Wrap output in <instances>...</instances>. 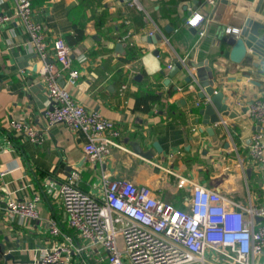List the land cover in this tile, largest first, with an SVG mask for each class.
Instances as JSON below:
<instances>
[{
    "label": "crops",
    "instance_id": "0c3cea01",
    "mask_svg": "<svg viewBox=\"0 0 264 264\" xmlns=\"http://www.w3.org/2000/svg\"><path fill=\"white\" fill-rule=\"evenodd\" d=\"M133 1L31 0L33 19L42 24L48 40L72 34L74 24L83 26V40L69 47L72 68L79 75L69 92L121 132L119 147L110 150L102 165H92L84 158L82 132L46 124L51 103L42 63L15 17V0H0V15L10 18L0 24V171L5 172L0 176V264H40L43 250L63 244L61 237L49 234L50 219L62 232L72 233L58 188L74 170L79 187L100 199L103 174L146 186L157 199L180 210L188 209L198 186L218 192L230 207L263 205L264 166L253 163L249 146L254 133H264V124L259 125L249 109L264 99V67L259 73L230 62L227 39L237 31L211 21L213 8L204 0H135L139 7ZM195 14L204 18L199 28L187 25ZM156 35L161 41L148 43ZM116 44L121 45L117 52ZM131 52L135 57L124 62ZM153 59L157 67L149 71ZM175 62L185 70L171 77ZM209 85L224 93L236 118L202 124L198 111L209 104L204 94ZM148 94L158 101L144 112L136 107L137 99ZM14 121L36 129L40 143L11 130ZM154 143L161 151L150 160L132 147L147 151ZM34 196L39 197V219L8 216L5 203L10 198ZM256 223L264 224V218ZM255 264H264V254Z\"/></svg>",
    "mask_w": 264,
    "mask_h": 264
},
{
    "label": "built area",
    "instance_id": "2783aa9c",
    "mask_svg": "<svg viewBox=\"0 0 264 264\" xmlns=\"http://www.w3.org/2000/svg\"><path fill=\"white\" fill-rule=\"evenodd\" d=\"M133 4L139 7L135 0ZM204 4L213 6L215 0H204ZM194 16L200 19L195 25L189 19L187 25L199 28L204 18ZM15 17L42 63L45 94L51 103L45 112L46 124L82 132L85 160L102 165L110 150L119 147L120 129L72 97L69 88L76 85L79 75L72 68L70 48L62 38L48 40L42 24L33 19L31 0H15ZM8 20L0 15V24ZM249 113L259 125L264 124V99L251 104ZM10 129L33 143L41 141L39 132L22 121L11 122ZM2 153L0 144V161ZM249 155L255 165L264 166L263 132L252 135ZM4 173L0 171V176ZM78 180L79 173L74 170L58 188L72 233L62 232L50 219L49 234L61 237L63 244L43 250L40 264H255L264 254V224L256 223L264 218V203L237 209L218 192L198 186L191 193L188 209L180 210L157 199L150 188L125 179L112 180L102 174L101 199L81 189ZM38 201V196L31 200L10 198L5 210L12 218L37 220Z\"/></svg>",
    "mask_w": 264,
    "mask_h": 264
},
{
    "label": "water",
    "instance_id": "95a60500",
    "mask_svg": "<svg viewBox=\"0 0 264 264\" xmlns=\"http://www.w3.org/2000/svg\"><path fill=\"white\" fill-rule=\"evenodd\" d=\"M212 8L211 21L237 31H233L227 39V44L230 46L228 54L230 62L241 68L258 70L259 67H264V0H217ZM161 39V36L156 35L149 37L147 41L156 43ZM120 47V44H116L115 51L117 52ZM182 69L185 70V67L175 62L170 76H174ZM258 72L262 73L260 70ZM245 77H248V74H245ZM185 80L189 81L190 78L187 77ZM204 94L210 102L198 111L203 125L212 126L218 123L221 117L229 119L237 117L227 105V97L222 91L215 90L209 85L204 87ZM204 94H201L200 98H203ZM132 147L136 154L147 160L161 151L157 143L153 144L152 150L147 151L141 150L137 144Z\"/></svg>",
    "mask_w": 264,
    "mask_h": 264
},
{
    "label": "trees",
    "instance_id": "16d2710c",
    "mask_svg": "<svg viewBox=\"0 0 264 264\" xmlns=\"http://www.w3.org/2000/svg\"><path fill=\"white\" fill-rule=\"evenodd\" d=\"M72 34H68V35H65L63 37V40L65 41V43L67 44L68 47L72 48L76 45H78L82 40H83V26L82 25H73L72 26ZM131 57H128L129 59H124L123 61L124 62H128L130 59H133L135 57V53L134 52H131ZM158 101V97L154 94H148L146 96H143V97H139L137 99V104H136V107L138 109H141V111H144V112H147L151 105Z\"/></svg>",
    "mask_w": 264,
    "mask_h": 264
},
{
    "label": "clouds",
    "instance_id": "9594fccd",
    "mask_svg": "<svg viewBox=\"0 0 264 264\" xmlns=\"http://www.w3.org/2000/svg\"><path fill=\"white\" fill-rule=\"evenodd\" d=\"M199 19H200L199 16H194V17L191 18L188 22H189L190 24L195 25L196 22H197ZM156 67H157V65H156V61L153 59V60H152V63H151V67L149 68V71H153Z\"/></svg>",
    "mask_w": 264,
    "mask_h": 264
}]
</instances>
